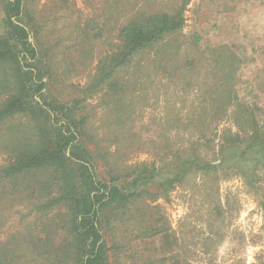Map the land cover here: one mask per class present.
<instances>
[{
  "label": "rangeland",
  "instance_id": "rangeland-1",
  "mask_svg": "<svg viewBox=\"0 0 264 264\" xmlns=\"http://www.w3.org/2000/svg\"><path fill=\"white\" fill-rule=\"evenodd\" d=\"M37 2L47 22L45 41H57L49 93L81 100L98 62L121 47L127 17L116 16L113 0ZM178 2L151 4L170 10ZM183 16L176 35L136 53L75 110L87 121V136H94L123 176L139 165L167 174L182 161L201 164L153 203L148 200L161 178L145 181L143 203L111 219L125 248L110 264H264V168L237 165L239 151L227 149L224 157L219 152L222 135L237 132V108L264 122V0H189ZM213 50L226 51L225 58L233 54L235 62L223 60L221 69ZM217 106L229 111L215 116ZM27 124L17 118L0 126V165L14 155L10 147ZM27 209L26 203L0 200V264H35L28 255L20 257L28 249L11 242L44 226ZM137 235L142 241L133 239Z\"/></svg>",
  "mask_w": 264,
  "mask_h": 264
},
{
  "label": "trees",
  "instance_id": "trees-1",
  "mask_svg": "<svg viewBox=\"0 0 264 264\" xmlns=\"http://www.w3.org/2000/svg\"><path fill=\"white\" fill-rule=\"evenodd\" d=\"M1 1L0 126L17 118L26 119L28 124L14 138L15 144L10 147L14 155L0 165V200L26 203V214L37 213V219L45 222L37 235L22 236L12 240V245L28 249L20 257L28 255L35 264H110V257L112 260L125 248L123 238L117 243L111 219L137 202L143 203L145 181L161 178L157 194L148 200L153 203L191 167L201 164L182 161L167 174H158L153 166L139 165L123 176V172L114 171V163L108 160V153L99 150L94 136H87V121L75 110L86 97L101 91L113 71L128 64L136 53L176 35L183 26V11L189 0H178L170 10L157 4L152 8V0H113L116 16L127 17L120 31L122 45L98 62L91 82L80 92L84 96L81 100L57 99L49 93L57 41H45L47 22L39 16L38 0ZM213 52H219L215 63L221 69L223 60L235 62L233 54L225 58L226 51ZM248 110L237 108L232 113L237 132L222 135L219 152L224 157L227 149L239 151L241 161L235 162L237 165L246 161L255 169L264 168V122L259 123L257 115ZM228 111L217 106L214 115H226ZM211 141L207 139L204 144ZM210 167L203 166L206 171ZM156 232L153 228L149 237ZM133 239L142 241L140 235Z\"/></svg>",
  "mask_w": 264,
  "mask_h": 264
}]
</instances>
